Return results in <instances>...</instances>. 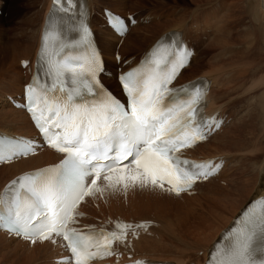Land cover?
Listing matches in <instances>:
<instances>
[{
    "label": "snow or ice",
    "instance_id": "snow-or-ice-1",
    "mask_svg": "<svg viewBox=\"0 0 264 264\" xmlns=\"http://www.w3.org/2000/svg\"><path fill=\"white\" fill-rule=\"evenodd\" d=\"M53 4L69 12L73 0ZM115 25L125 31L119 19ZM78 31L79 41L66 42L55 20L46 27L38 61L47 79L37 75L24 92L25 110L44 144L62 159L14 179L0 193V231L31 245L62 239L70 259L59 264H92L112 255L114 242L123 244L129 232L146 228L117 223L112 231H82L73 225L86 198L126 195L130 189L180 196L222 167V161L179 155L222 123L200 116L207 85L169 87L192 55L182 40L157 43L137 68L118 77L125 103L98 79L102 65L88 27L81 22ZM79 45L88 47L87 55L68 51ZM37 147L33 140L0 137V163L34 154ZM221 240L208 264H264V199L250 204Z\"/></svg>",
    "mask_w": 264,
    "mask_h": 264
},
{
    "label": "bare ground",
    "instance_id": "bare-ground-1",
    "mask_svg": "<svg viewBox=\"0 0 264 264\" xmlns=\"http://www.w3.org/2000/svg\"><path fill=\"white\" fill-rule=\"evenodd\" d=\"M23 2H25V6L29 7V8H23V9L25 10L29 9V11L36 10L35 16L37 17V22L34 27V30L31 32V34L29 33L30 34L29 36H25L23 34H26L27 30L29 31L33 29L32 26L24 27L23 30H25V32L22 34L18 31V34L14 35L15 37L13 36L9 38L5 36L6 40L8 41L9 48L8 49L5 48L0 52V68H2L0 75L4 79H7L8 81V84H7L8 92L4 94V97L7 95L17 96L22 91L23 85L26 84V82L28 81L29 79L28 70L23 69L20 66V62L29 60L30 61L29 67L30 69L32 68L33 63L35 61L37 49L39 46V34L41 33L42 27L44 25V21L47 18L48 13H49V6L51 5V0H23ZM212 2H215V0H212ZM26 3H29L31 7L30 5H27ZM217 3L218 1H216L214 4H217ZM32 4H34L33 5L34 7L32 6ZM88 4H89L90 12L92 11L94 13L92 9V4L95 6V8H99L101 7L102 3H100L99 0H94L93 2L92 0H88ZM5 5L6 4L4 0H0V16L5 14V10H3L2 8H6V9L8 8ZM208 5L209 3L205 6H208ZM248 5H249V10L252 9L250 11H254L253 13L254 16H256L257 19H262L263 20L262 22H264V0H255L254 3H251L250 1ZM197 9H199L198 6H197ZM102 11L101 13H103ZM123 14H126V13L123 12ZM249 15L251 16V13H249ZM254 16L252 15V18ZM31 21L33 20L29 19V24ZM103 22H101L100 19L96 20V18L92 16L90 19L91 28L94 30L96 34V39L99 42L100 48L102 52L104 53L105 58L107 59V65L109 66V68L113 69V68L121 67L122 65L121 64L117 65L114 62V59L112 58L113 52L116 49L113 42H119L121 41V39L114 36L113 33L103 24ZM187 23H189V25L192 23V27H194L193 23H197V22L192 20V22L187 21ZM25 24H27V22ZM140 24H141V21L138 20L137 24L130 28L129 33H127V35L122 40V44L118 48V50L119 52H121L123 57L128 52H132V51L141 50L140 54L144 53L161 36L166 35L167 33L172 32V31L180 32L183 36L184 41L187 42V40L185 39L187 38L186 33L184 31L185 30L190 31L188 27H184L186 24H185V21L183 20L180 22L178 21V23L173 26V28L175 27L173 30H171L172 27L154 28L153 24L148 25L146 27H139V26L137 27V25H140ZM263 26L260 25V27H258V30L261 33L259 35V41L261 39L262 43H264V27ZM192 27H191V30L193 29V30H201V31L203 28V30L205 31L203 32V35L208 38L207 39V42H208L209 34L213 31L212 27H199V26H196L199 28H192ZM239 29L240 27L237 30ZM242 29L244 30V28ZM240 30L238 31L239 33L237 32L238 35H240V32H241ZM139 31H147V34L141 37L137 34ZM242 32H244L245 34V31H242ZM237 34H235L234 32L233 34L231 33L232 36L233 35L237 36ZM246 37L248 38L249 36L246 35ZM246 37L245 36L242 37L241 35L238 38H242V41H243ZM219 38H217L216 40H212L210 43L207 44V46H217L218 47L219 42L221 43V41H223V40H220ZM196 39L197 38H194V40L193 41L190 40V42H194V44H196L195 43ZM217 40L219 41L218 43H217ZM227 42L224 45H226ZM239 44H241V42ZM249 44L251 45L252 42ZM249 44L247 45L244 44L245 45L244 47H247ZM257 44H259V42ZM222 45L223 44H221V47ZM228 45L231 47L232 44L231 45L228 44ZM233 45L235 46L234 42H233ZM233 45L232 47H234ZM189 46L191 50L194 49L193 45H191L190 43H189ZM237 46H240V45L237 44ZM246 50L247 49H245V51ZM248 51H251V50H248ZM239 55H241V53ZM245 55L249 56V54L247 53ZM238 56L235 57L237 58V60L241 58ZM244 57H247V56H244ZM194 58L192 59L193 63H194V60L196 59ZM230 58L231 56L229 57V59ZM244 60L245 59L243 58V61ZM243 61H241L242 64H243ZM246 62L248 64V59L246 60ZM262 62H259V66H260V63ZM193 63L190 64L188 68L189 70L193 66L192 65ZM223 63H226V62H223ZM238 63L236 62L237 66H238ZM244 64L246 65V63ZM230 66L226 65V67L221 66V68H210L206 71L200 70L198 74L194 75L192 78L190 77L191 79L189 78L190 80H193L195 78L207 76L213 80V86H212L211 95H210V104L208 105V111L210 113H213V112L218 113L220 116H222V114H225L224 108H223L224 104L218 103V100H221V98L219 99V97L216 96V92L218 90V87H220L218 84V77H219L218 74L222 70L224 71V69L226 70L228 69V67L230 68ZM248 66L249 64L246 67ZM234 67H235V64H234ZM258 70L260 71L261 67H259ZM184 71L185 69L183 70V72ZM262 71L263 69L260 72L262 73ZM262 74L260 77L258 74V76L256 77H259V78L257 79L255 78L256 80L253 78L252 82H253L254 87L250 89L252 90L258 89L255 92V95L254 93L252 94L254 96L251 95L256 100V102L252 103L255 108V109L252 108V110L262 109L261 114H255L254 116L257 117L258 121L260 122L258 123L261 126L259 124L258 125L263 130L260 133L264 134V74L263 75ZM243 75L245 76V74ZM181 77L180 79H182ZM109 79L110 78H104L103 80L109 87L113 88L112 90L117 91V88H115V84L112 81H109ZM180 79H179V82L180 81L182 82V80ZM217 94L219 95V93ZM2 97L3 96L0 97V118H1L0 124L1 125L3 124L4 126L0 127V131L12 133L15 135L31 136L32 128H31V125H30V122L27 116L22 111L15 110L11 106H9L7 102H4V99ZM249 102H252V101H249ZM241 119H243V117ZM6 123L8 124L11 123V124L9 126H5ZM237 123L234 120L232 121V123L229 125L228 128L224 129V126H222V128L219 130V132L221 133L219 132L216 133L210 138L209 141H206L205 143L197 146L196 148L192 150L186 151L188 155H191L193 157H197V158L216 157L217 160L222 161L223 163V169L219 172V174L216 177L208 180L204 184L195 185L194 192L181 194L180 196H176V195H173L167 192H161L159 190L152 192V191H147V190L141 191L138 189L137 190L130 189L126 195L120 194V193L112 194L110 192H106L103 198H100L99 196H97L96 198H86V200L81 203V205L78 208V212L81 215L82 214L91 215L90 217H88L89 220L84 219L83 222L85 223V225H90L92 228H100V227H103L102 225L114 228L115 225L121 221H132L137 224H144L146 225V228H143L144 233H143L142 238L139 239L132 246H128L129 249L133 252V253H130V252L128 253L136 256L135 259L146 258L149 261L162 260V261L176 262L177 264H204L207 258L208 252L210 250L211 243H213L216 240V237L218 236V234L222 232V230H224L228 226L232 218L233 217L235 218V216H237V214L240 212V209L249 200H252L258 196L264 195V155L262 156L260 160H258L255 163V167H256L254 171L255 173H253L252 176L250 175L251 178L245 177L247 171H243L239 169L236 172L237 173L235 175L236 177L233 175L234 177H232L231 179L228 178L230 179L229 180L230 188L229 186L215 184V186L218 188V191H217L219 195L218 197L216 196V198L209 199L206 196L205 198H202L200 196L201 198L199 197L197 198V195H195L196 190L200 188V186L205 187L207 183L215 182L216 180L214 179H217L218 177H221L222 175L226 174L228 169H230L229 168L230 162L227 168H226V165H227V162L230 161V158L228 157H230V155L233 153L231 152L232 151L231 149H227L228 148L227 146H232L236 148L238 140L241 139V135L238 134L237 137L235 136V132L239 128ZM231 127L233 128L232 132H228L229 130L227 132H224L229 128L231 129ZM215 141H218L221 144L226 145V148L225 149L218 148L215 144L213 145L212 143ZM203 148L204 149L206 148L207 151L205 152ZM234 151H235V154L238 153V149ZM253 152H251V154ZM60 159H61V156H58L56 153L52 152L51 150L44 149V150H39L37 154L32 157H28L26 159L15 160L10 164H7V163L4 164V166L0 167V193H2V190H4L6 184H8L11 180L21 175L22 173L29 171V170L41 168L43 166L56 164L60 161ZM246 168L248 167L246 166ZM246 168H244V170ZM250 173L251 172H249V174ZM206 194H209V193H206ZM136 195H146V196L145 198H143V200H141V202L139 201V199L131 200L132 197ZM112 196L117 197L118 200L114 199ZM105 199L112 200L113 204L110 205L109 207H104ZM193 205H195L196 207L195 209H192ZM101 206H103V208H101ZM111 209L119 210V212H121V215L111 214L110 213ZM89 210L92 211L93 213L90 212ZM185 211L188 212L191 219H189V216H186L188 218H185V219L184 217L181 216ZM0 237H8L11 239L12 242H18L21 245H23V247H27V249L29 250L26 249L27 252H24L26 253L25 255L27 257V260L29 259L30 262L32 263L35 260V258H37L34 264H44V262L53 264L56 258L60 256V251L62 250V245L60 241L59 243H51L47 241L43 243L38 242L35 245L29 246L28 245L29 243H27L25 240H20L13 236L6 235L5 233H2V232H0ZM22 257H24L23 254H22ZM24 260H22L23 262L22 261L20 262L24 264L25 263ZM123 260L124 259H117L115 257L107 256L102 259H99L98 264H112L114 262L123 261ZM28 262L29 261H27V263Z\"/></svg>",
    "mask_w": 264,
    "mask_h": 264
},
{
    "label": "rangeland",
    "instance_id": "rangeland-1",
    "mask_svg": "<svg viewBox=\"0 0 264 264\" xmlns=\"http://www.w3.org/2000/svg\"><path fill=\"white\" fill-rule=\"evenodd\" d=\"M20 1L23 2V0H20ZM99 1H100V3H102L101 0H99ZM216 1H218V3L214 4ZM250 1H251V3H254L255 0H215V2H212V0L211 1L210 0H194V1H192V0H124L122 2L118 1V0H109V1L103 2L104 5L107 7L115 8L118 11L124 10V11H130L132 13H137L141 17L150 16L151 13L159 14V15L154 17V20H153L155 23V24H153L154 28H156V27H172L171 30H173L175 28V27L173 28V26L175 24H177L178 21L180 22L182 20L185 21V24L187 23V21L192 22V20H194L195 22L198 23V25H197V23H193L194 27H192V23L190 25H189V23H187L184 26V27H188V29H190V31H186V30L184 31L186 33V37L188 38V34L191 32L193 37L197 38L195 41L196 45L200 44V47L197 49L198 50L197 51L198 56L196 58L197 60L196 59L194 60V63L199 60L198 63L194 66V63L192 60L191 63H193L192 64L193 66L189 70L190 72L188 73V76L182 77V79H180V80H182V82L189 81L194 75L198 74L200 72V70L206 71L210 68H221V66L226 67V65L227 66L231 65L230 68L228 67V69H226L227 71L224 69V71L222 70L218 74L219 75L218 84L220 87H218V90L216 92V96L219 97V99L221 98V100H218V103H223L224 105L227 104L229 101H231L236 96L235 98H238L239 100L235 102L234 107L238 106L239 104H241L243 101L246 100L242 107H236V117L234 115H231V114L227 116V118H229L230 120L232 119V117H235L236 123L239 120L237 123L239 128L235 132V136L237 137L239 134V135H241V139L238 140L236 148H234L232 146H227L228 147L227 149H231L232 150L231 152L233 154H231L230 157H228V158H230V161H229L230 162V166H229L230 169H228V171L226 172L225 175H222V176H224L223 180L226 179V182L224 183L223 181L220 182L218 180L215 182L207 183L205 187L200 186V188H198L200 190L197 189L198 191L196 190V192H195V195H197V198L198 197L199 198H201V197L205 198V196H206L207 198L212 199V198H216V196L218 197L219 196L218 192H217L218 188L215 186V184L229 186V184H230L229 180L237 174L236 172L239 169L243 170V171H247L245 177L251 178L252 174L255 173L254 172L256 169L255 163L258 160H260L262 158V156L264 155V134L260 133L263 130L259 127L260 122L258 121L257 117L254 116L255 114H261L262 109L252 110V108L255 109L254 105L252 103L256 102V100L252 96L255 95V92L258 89H253V90L250 89V88L254 87L253 82H252L253 78L254 79L259 78L261 76V74L264 72V63H263L264 62V43L261 42V39L259 41V35L261 33L258 30V27H260V25L263 26L264 22H262L263 21L262 19H257L256 16H254V14H253L254 11H250L252 9L249 10L248 3ZM205 2H206V4H205ZM23 3H24L23 6H21L19 4V1L17 3V9L19 10L20 19H23L22 22H19L20 24L18 23L17 26L14 25L12 28L9 25V20H7L6 18H4L3 20H0V52L5 48L6 49L9 48L8 41L6 40L5 36L11 38L14 35H17L18 31L23 34L25 32V30H23L24 27H31L32 26V28H33V29L29 30L30 32L27 30V33L23 34L25 36H29L31 34V32L34 30V27L36 25V21H34V19H32V18H33V16H35L36 10H33V11L28 10L27 13L29 14V16H25L24 14L26 13V10L23 8H29V7L25 6V2H23ZM208 3H209V5L205 6ZM8 4H9V8L12 9L15 5V2H14V0H9ZM26 4L30 5L29 3H26ZM33 5L34 4H32V6ZM5 6L8 7V5H5ZM197 6L199 9H197ZM30 7H31V5H30ZM100 8H102V7H99L97 9H100ZM232 8H234V9H232ZM2 9L5 10V13L7 12L6 8H2ZM124 11H122V13ZM159 12H164L163 13V15L165 16L164 19L161 18L162 14H160ZM249 13H251V16L249 15ZM231 14H233V15H231ZM3 15H1V17ZM252 15L254 16L253 18H252ZM157 17H159V20H160L159 22H157ZM13 19L16 23L18 22L17 18H13ZM29 19L33 20L30 22V24H29ZM255 19H257V20H255ZM26 22H27V24H25ZM34 22H35V24H34ZM101 22H103V21H101ZM3 23L5 24V27H10V28L8 30H5L3 28ZM261 23H263V24H261ZM103 24H104V22H103ZM201 24L203 25L202 27H212L213 28V31L209 34L208 42L207 41L205 42L207 37H205L203 35L201 30H193V29L191 30V27L192 28H199V27H201ZM148 25H152V24L148 23L146 25H142V27H146ZM257 25H259V26H257ZM138 26L140 27V25H137V27ZM196 26H199V27H196ZM239 27L241 29V30L239 29L241 31L240 35L237 34V32L239 31L237 29ZM242 28H244V30ZM245 28H247V29H245ZM169 29H168V31H169ZM232 30H234V31H232ZM242 31H245V34ZM233 32L235 34H237V36L236 35L232 36L231 33L233 34ZM137 34L142 37L143 35L147 34V31H139ZM230 35L232 36V38ZM241 35H242V37L243 36L246 37V35H248L249 37L248 38L246 37L247 39L245 38L246 40L244 39L245 41L244 40L242 41V38H238ZM219 36H220V38H219ZM235 37H236V39H235ZM217 38H219L220 40H223V41H221V43L217 40V43L219 42L218 47L217 46H207L208 43H210L212 40H216ZM198 39H199V42H198ZM200 39H203L204 42L200 41ZM225 40H227L228 42ZM226 42H227V44L224 45ZM233 42H234L235 46L233 45ZM240 42H241V44H239ZM247 42H249V43L252 42V44L250 45ZM258 42H259L260 46H259V44H257ZM221 44H223L222 45L223 48L221 47ZM228 44H230V45L232 44L234 47H232V45L230 47ZM237 44L240 46H237ZM244 44L245 45L249 44V45L247 47H244L245 46ZM202 47L204 50H202ZM244 48L247 50L245 51ZM207 49H208V51H207ZM210 49H212V50H210ZM248 50H251V51H248ZM237 52L239 54L241 53V55H239ZM245 52L247 54H249V56L245 55L246 54ZM230 53H232V54H230ZM133 54H135V53H133ZM200 55H201V57H200ZM230 56H231V58L229 59ZM236 56L241 57L240 59L238 58L241 61H243V58H244L245 60L243 61V64L246 63V65L244 64L245 65L244 66L241 63V61L237 60V58H235ZM244 56H247V57H244ZM206 57H208V59ZM250 58H251V60H250ZM206 59L208 60L209 66H206ZM247 59H248V64H249L248 67H246L248 65L246 62ZM201 60H203V61H201ZM221 61H222V63H221ZM223 62H226V63H223ZM227 62H228V64H227ZM236 62L237 63L239 62L238 66H237ZM259 62H262V63H260V66H259ZM233 63L235 64V67H234ZM210 64H212V65H210ZM232 65L234 68L232 67ZM250 66L253 69L254 73L250 72V68H249ZM16 67H14V68H16ZM241 67H243V68H241ZM259 67H261V70L263 69L262 73L260 72L261 70L260 71L258 70ZM1 70H2V68H0V72H1ZM236 70H239L240 74H242V75L239 74V76L234 78L232 76V72H234ZM255 71L257 74L255 73ZM252 73H253V75H252ZM243 74H245V76ZM258 74H259V77H256V76H258ZM251 77H252V79H251ZM109 81H111V79H109ZM249 82L252 84V86ZM7 84H8L7 79H4L0 75V97L3 96L2 97L3 99H4V94L8 92ZM115 88H117L116 85H115ZM221 88H223V89H221ZM217 93H219V95ZM253 93H254V95H252ZM225 98H227V99H225ZM229 98H230V100H229ZM249 101H252V102H249ZM246 106H248V107L246 108ZM250 111H252L253 113ZM224 112H225V108H224ZM232 113H235V111H233ZM225 114H227V113L225 112ZM247 114H248V116H247ZM238 115H239V118L237 119ZM242 117H243V119H241ZM240 120H242V121L245 120V121L242 122ZM0 121H1V118H0ZM10 124L6 123L5 126H9ZM1 126H4V125L0 124V127ZM228 127H229V125L224 126V129L228 128ZM232 129L233 128L231 127V129L229 128L224 132H227L228 130H229L228 132H232L233 131ZM219 133H221V132H219ZM234 142H236V141H234ZM212 144L213 145L215 144L218 148H224V149L226 148V145H223L218 141H215ZM236 149H238V154H240V156L243 158V161L241 162V164H238V160H237L238 155H236L235 151H234ZM204 151L206 152L207 149L205 148ZM253 151H255V152H253ZM251 152H253V153L251 154ZM256 154H258V155H256ZM246 166L248 168H246ZM244 168H246V169L244 170ZM249 172H251V173L249 174ZM228 178H230V179H228ZM243 180H244V178H243ZM214 187H216V188H214ZM229 188H230V186H229ZM206 193H209L210 195L206 194ZM211 194H212V196H211ZM145 196L146 195H136V196L132 197L131 200L139 199V201L141 202V200H143V198H145ZM112 197L114 199L118 200L117 197H115V196H112ZM220 197H221V195H220ZM112 204H113L112 200L105 199V206L104 207H109ZM101 208H103V206H101ZM195 208H196L195 205H193L192 209H195ZM89 211H87V212H89ZM90 212H92V211H90ZM110 213L113 215H121V212H119V210H116V209H111ZM186 213H187V215H186ZM183 214L181 216L184 217V219L188 218V217H186V216H189L188 212L185 211ZM84 216H86V219L89 220L88 217H90L91 215L90 214H84ZM189 219H191L190 216H189ZM28 245L32 246L31 244H28ZM26 249H27V247H23V245H21L18 242H12L11 239L8 237H0V264H19V263L23 264L22 260H24V259H26V260H24V262H25L24 264H34V262L37 260V258H35V260L32 263L30 262L29 259L27 260V257L25 255L26 253H24V252H27V250H29V249H27V250ZM22 254L24 257H22ZM9 261H10V263H9ZM20 261H22V262H20ZM27 261H29V262L27 263ZM44 264H49V263L44 262Z\"/></svg>",
    "mask_w": 264,
    "mask_h": 264
}]
</instances>
